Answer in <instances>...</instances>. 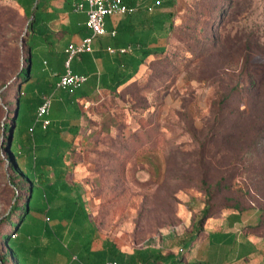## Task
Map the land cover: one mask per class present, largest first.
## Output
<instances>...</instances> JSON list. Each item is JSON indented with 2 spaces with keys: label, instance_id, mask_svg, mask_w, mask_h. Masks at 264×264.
I'll return each instance as SVG.
<instances>
[{
  "label": "rangeland",
  "instance_id": "obj_1",
  "mask_svg": "<svg viewBox=\"0 0 264 264\" xmlns=\"http://www.w3.org/2000/svg\"><path fill=\"white\" fill-rule=\"evenodd\" d=\"M160 9L174 15L165 52L147 58L115 92L78 100L83 124L65 156V180L80 186L89 224L116 251L156 249L185 260L210 223L231 214L239 215L236 234L264 239V0H173ZM29 20L15 1L0 0V84L11 83L0 98V256L1 235L17 239L4 223L14 188L1 125L15 107ZM41 58L63 73L60 56L43 53L35 54L33 72ZM75 60L71 71L81 74ZM11 178L23 201L28 185ZM37 197L34 190L31 205ZM76 242L61 235L43 245L57 259ZM91 256L101 264L100 254ZM259 256L264 264V252L251 246V259ZM19 258L29 263L26 254Z\"/></svg>",
  "mask_w": 264,
  "mask_h": 264
},
{
  "label": "trees",
  "instance_id": "obj_2",
  "mask_svg": "<svg viewBox=\"0 0 264 264\" xmlns=\"http://www.w3.org/2000/svg\"><path fill=\"white\" fill-rule=\"evenodd\" d=\"M12 1L29 15L30 20L27 35L22 39L27 51L25 66L13 80L17 92L14 109L17 112L15 115L12 112L9 122L1 125V131L6 134L2 149L12 176L22 179L28 187L21 201L10 174V185L14 189L12 204L4 223L9 224L17 239H10L8 234L1 235L6 253L0 256V262L5 263L10 259L14 264H23L19 257L26 254L48 263L57 260L58 264H67L69 258L76 255L74 250L85 251V256L81 257L84 263L92 253L100 254L101 264H104V258L118 264H162L165 260H170L171 255L165 256L156 249L132 254L116 251L112 242L89 224L86 210L78 202L82 201L80 186L71 185L65 180V156L72 150L79 130L81 110L77 105L78 100L90 99L99 88L115 92L133 78L147 58L165 52L167 37L174 27V15L172 11H161L160 8L172 5L173 0H148L146 6L139 7L132 15L108 17L106 27L109 33L100 39L106 40L114 52L110 54L105 48L96 55L84 53L78 57L81 64L76 69L87 76V81L77 90H60L53 95L47 116L49 124L44 129L40 124H35L36 110L42 103L43 96L53 94L55 83L64 71H57L53 82L44 84L48 87L36 89L34 57L40 48L46 47V55H59L64 68V50L70 40L65 44H60V41L65 36H72L67 27L66 13L72 10L73 3L82 0ZM122 1L128 6L140 4L139 0ZM149 7L153 10L152 13L148 11ZM111 31L115 32L113 36ZM121 50L124 51L120 52ZM72 71L75 73L73 69ZM10 85L11 83L0 84V98ZM30 128L32 131H29ZM34 190H38V197L31 205ZM38 199L39 203L36 202ZM11 215L14 216L13 219H10ZM238 216L231 214V221L237 222ZM71 222L79 229L76 233L78 240L70 250L61 248L60 256L55 259L56 251L44 246L42 241L45 239L49 242L61 237L67 232Z\"/></svg>",
  "mask_w": 264,
  "mask_h": 264
},
{
  "label": "crops",
  "instance_id": "obj_3",
  "mask_svg": "<svg viewBox=\"0 0 264 264\" xmlns=\"http://www.w3.org/2000/svg\"><path fill=\"white\" fill-rule=\"evenodd\" d=\"M139 7L140 5H138V8ZM149 12L152 13L153 10L151 9V11ZM66 15H67V27L69 29V33L72 35L69 36L70 43L77 44L81 41L83 37L87 36V31L85 27L86 15L84 12L83 13L74 12L73 10L68 11ZM82 17H84L85 21H82ZM79 32L80 34H78ZM105 48L106 51L109 52L108 49H110V47L107 45V41L104 39H100V37H98L93 40L92 42L93 50L89 54L96 55L101 51H104ZM45 49L46 47L40 48L36 52V54L43 53L45 55L46 54ZM39 64H40L39 68H37L33 72L34 77L37 78V86H36L37 89L48 87L44 84H46V82L48 83L53 82V77H55V73L57 72L52 69L49 60L46 58H41L39 60ZM80 64H81L80 59L77 58L75 60V65L78 67L80 66ZM99 90H104V89L101 88L97 89V91ZM82 124L83 121L81 117L78 133L82 128ZM237 223L232 222L230 217H226L222 220H215L214 222H211L209 227L210 229H207L205 231V235L204 237L201 238V241L199 242L196 249L190 252L189 258L182 260L179 258L170 257V260L167 264H259L260 263L259 260L261 259V256L255 258L257 260H252L250 257L251 246L258 253L264 252V248L259 246L257 247L254 245L255 244L254 239H256L258 240V242H260L259 244H261V246H264V239L254 237V235L252 234H248V235L236 234L233 229L235 227V224ZM223 226H225L226 229H224ZM71 229L74 230L75 234L73 233L70 236H68L69 235L68 230ZM68 230L64 234L65 238L74 237V240L77 241L78 235L76 233L78 232L79 229L76 227L74 228V226H72V223H70V227ZM62 248L65 249V247L63 246ZM104 255L106 257L107 253H105ZM27 256L29 258L28 264H52L46 262L44 259L41 258L37 259V258H33L30 255ZM84 256L85 254L82 255V257ZM91 257L92 256L90 254L89 259L87 260L86 263L96 264V261L100 260V258L99 260L97 259L95 260ZM107 262L108 261L106 260V258H104V264H106ZM86 263L82 262L81 258H79V256L77 255H72L67 262V264H86Z\"/></svg>",
  "mask_w": 264,
  "mask_h": 264
},
{
  "label": "built area",
  "instance_id": "obj_4",
  "mask_svg": "<svg viewBox=\"0 0 264 264\" xmlns=\"http://www.w3.org/2000/svg\"><path fill=\"white\" fill-rule=\"evenodd\" d=\"M74 12H84L86 15L85 27L89 34L81 39L77 44H68L64 50L66 60L64 62V73L55 83L54 90L72 91L81 88L87 81V76L76 74L71 71V63L81 54L92 52V42L98 37L107 35L106 19L110 16L132 15L138 10V5L128 6L122 0H82L72 4ZM151 11V7L148 8ZM111 36L115 34L111 31ZM110 53L114 50L108 49ZM121 50L120 52H123ZM52 101V94L43 96L42 103L36 110L35 124H40L45 128L49 124L47 118ZM29 131H32L30 128ZM106 264H116L107 262Z\"/></svg>",
  "mask_w": 264,
  "mask_h": 264
},
{
  "label": "water",
  "instance_id": "obj_5",
  "mask_svg": "<svg viewBox=\"0 0 264 264\" xmlns=\"http://www.w3.org/2000/svg\"><path fill=\"white\" fill-rule=\"evenodd\" d=\"M22 43H23V40H22ZM29 68H30V67L28 66V70H29ZM13 112H14V115H15V114H16V112H17V111H16V108L14 109V111H13Z\"/></svg>",
  "mask_w": 264,
  "mask_h": 264
}]
</instances>
